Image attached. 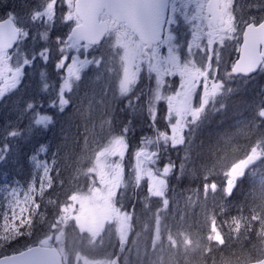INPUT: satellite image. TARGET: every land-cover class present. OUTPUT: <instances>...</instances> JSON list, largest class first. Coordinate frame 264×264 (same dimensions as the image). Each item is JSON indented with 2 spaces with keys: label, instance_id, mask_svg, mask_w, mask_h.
<instances>
[{
  "label": "snow or ice",
  "instance_id": "1",
  "mask_svg": "<svg viewBox=\"0 0 264 264\" xmlns=\"http://www.w3.org/2000/svg\"><path fill=\"white\" fill-rule=\"evenodd\" d=\"M58 20L71 25L68 33L57 35L54 42L58 53L55 68L65 72L58 93L49 102L48 111L42 105L38 107L34 98L20 109L21 115L31 113L29 125L24 129L11 125L15 130H5L4 143L0 144V153L4 155H0V160L11 151L10 137L46 129L54 119L49 112L66 110L72 102L67 93L78 87L84 70L93 65L96 80L103 81L101 108L98 115L90 108L88 116L99 120L104 136L98 141L96 134L86 129L85 135L73 142L79 146L76 164L85 161L90 164L75 169L77 176L86 178L87 191L77 186L66 194V199H48L46 203L53 208L51 216L40 209L46 192L53 188L54 180L60 179L57 159L66 146L58 145L57 152L51 153V164L39 161V154L49 151L48 145L40 143L34 150L30 159L42 169L39 184L29 183L22 198L12 189L0 241L31 236L38 222L44 224L45 231L42 238L33 241L34 246L14 250L15 254L4 256L0 264H132L129 254L133 248L139 264H143L145 256L149 257V264H165L163 253L169 249L172 254L168 264H178L177 252L183 255L185 264H192V258L196 264H209V260L211 264H264V175L257 178L255 171L257 164L264 165V99L256 104L250 118L237 122L235 131L221 134L198 168L192 155L195 133L208 112L223 109L221 98L235 91L227 87L228 82L247 81L257 71H264V15L245 18L236 0H40L23 23L17 22L12 11L6 18H0V98L18 90L34 62L47 64L51 59V46L31 52L21 48V42L26 43L30 37L29 28L43 25L44 31L39 35L48 41ZM180 24L188 25L186 36L178 34L175 26ZM241 37L243 43L239 44ZM230 41L239 44L238 58L230 70L219 75L224 63L221 53ZM14 46L13 64V53L9 50ZM70 51L75 53L71 57ZM145 70L149 81H154L147 93L137 91ZM177 76L179 85L173 90L167 86L166 78ZM40 77L45 80L44 71ZM43 87L47 89L49 85L45 82ZM145 96L147 99L143 100ZM125 99V108L132 113L146 108L150 127L155 130L154 137L141 138L128 179L122 162L129 149L127 133L131 122L118 127L114 115L117 104ZM161 102L166 103V112L160 117L165 122L164 130L158 126ZM241 137L243 144L239 142ZM169 149H182L184 155L178 165L168 159L161 169L158 167L161 153ZM68 155L65 150V159ZM54 170L56 177L51 175ZM177 170L179 176L189 172L203 180L202 199L199 188L185 190L192 193L187 201L201 208L202 227L186 224L176 228L170 222L176 214L168 213L173 204L169 176ZM221 173L222 184L216 180ZM245 176L251 178L250 187L242 200L230 204ZM143 179H147V193L140 197L144 202L141 213L135 207L133 211L125 210L121 202L125 190L131 188L130 195L135 199ZM60 185L63 187V180ZM193 196L197 198L193 200ZM152 198L160 201L154 212L150 205ZM233 206L237 214L219 223L217 208L224 214ZM142 216V232L150 233L147 238L150 244L146 242L141 249L138 241L142 232H136L134 238L131 234ZM186 217L184 213L179 219L185 221ZM69 230L74 236L71 244L78 245L75 248L69 243ZM106 232L117 239L118 250L108 253L103 261L90 260L79 246L95 248L103 243ZM237 245L239 251H233ZM156 252L160 255L152 261L151 254Z\"/></svg>",
  "mask_w": 264,
  "mask_h": 264
},
{
  "label": "rangeland",
  "instance_id": "2",
  "mask_svg": "<svg viewBox=\"0 0 264 264\" xmlns=\"http://www.w3.org/2000/svg\"><path fill=\"white\" fill-rule=\"evenodd\" d=\"M237 1H238V6L240 8V14L243 15L245 18L250 17V16L260 17L261 15H264V7H261L262 5H264V0H236V2ZM8 2H9V6L7 9V12H10V11L14 12V14L17 16V22L23 23L27 19L28 12L31 9H34L40 3V0H8ZM59 12H60V8L58 5V8H57L58 15H59ZM4 17L6 16H1V12H0V18H4ZM70 27L71 25H65L63 22L58 20L55 27L49 33L48 41L42 40L39 35L40 32L44 31L43 25L35 24L29 28L30 37L27 39L26 43L21 42V48L26 49L29 52H31L33 50L39 51L42 47H45V46H51L53 48V53H52L51 59L49 60L47 64H44L43 62L37 60L36 62H34L32 66L28 67L26 78H22V83H21V86H18V90H14L13 94H9L5 97V98H8L6 101H10V103L6 105H4L3 103L0 106L2 108L3 107L6 108V109L0 108V121H1L0 123V144L3 140V137L6 135V131H5L6 129L7 131L15 130L13 127H11V125H17L20 129H24L29 125V116L31 115V113L29 112V113H25L21 115V112H20V109H22L28 101L34 98L38 107L42 105L43 109L45 111H48V104L57 95L58 90H59V85L61 83V77L65 75L64 71H57L55 68V64L58 58V53L55 51V43H54L55 38L59 34L66 35ZM175 27L178 28V34L181 37L186 36L188 34V25L180 24ZM238 46L239 44H237L235 41H230L228 42L227 47L223 49L221 55L223 57L224 63H222L220 66L219 75H223L225 71L230 70L231 64L236 58V55H237L236 48ZM15 51H16L15 47L13 48L12 51H10L11 53H13V61L11 62L13 64L15 63V59H16L14 55ZM73 54L75 53H72L71 51L69 52L70 57ZM70 62H71V59H69L68 63ZM41 71H44L46 74L44 81H42L40 77ZM263 72L264 71H262V73ZM96 76H97V72L95 71L94 65L84 70V73H82L81 81L77 82L78 87H74L70 93H67V95L71 96V101H72L71 104L66 108V110L63 113H59L58 110H52L51 112H49V114L53 115L54 119H53V123L51 124V126H48V129L52 127L53 131L54 129L57 132L59 131L60 133L58 134L62 136L64 139H69V140L72 139V141H75L76 138L80 137L78 136L77 130L78 129L80 130L83 128L85 132L81 135H85L86 129H87L96 134L98 141L100 140L101 137L104 136V133L103 134L97 133V131H100L97 128L100 126L99 120L94 119V118H89L88 116L90 108L97 115H98L99 109L101 108L100 100L102 96L101 87H102L103 81L102 80L97 81ZM259 78L263 79L264 81V73L261 75V77L252 76L247 81L242 80V79H236V80H232L228 82L227 87H231V88L236 87L237 89L236 97H238V95L241 96L242 91L247 95V99L243 100L244 101L243 105L250 107L249 115L246 117L242 115L241 117L239 115H235L233 118L234 121L230 125H228L227 127L228 129L236 127L238 121H243L245 119L250 118L254 114V109H255L256 104H258L261 99H264V82L260 84L253 83L254 81H257V79ZM166 81H167V86L172 88L173 90L175 89V87L179 85V83H175L176 80H173V79L166 80ZM45 82L49 85L47 89L43 87V84ZM150 83H154V81L153 82L149 81L147 71L145 70L143 73L142 79L139 81L137 85V91L139 90V88H141V90H144V92L147 93ZM93 91H95V95H93ZM231 95L232 93L228 94L225 97H222L221 102L222 100H224V98H231ZM125 100H122L120 103L117 104L116 111L114 113L115 120L116 121H127V122L130 121L131 122L130 127L133 126L134 128H138L140 121L143 118L140 117L141 114L138 115L139 111L136 113L131 112L132 114L131 117L125 116L124 115L125 111L120 110V109H125V106H124ZM236 101L240 102L242 101V99L236 98ZM141 103L143 102L141 101ZM162 107L164 111L166 112V103H164ZM217 108H219V102L217 103ZM217 111H209L207 115L216 113ZM140 113H143V112H140ZM132 120H136V121H132ZM68 121L72 122V126H70L66 130L65 125L67 124ZM91 122H92V126H91ZM160 123L163 124V122H160ZM45 131H47V128L46 129L41 128L39 131H34L30 133H22L20 137H16V138L10 137L8 142H10L11 144H16L15 140H22L23 138L28 137V136L36 137L37 139H42L45 135ZM227 131L229 132V130ZM225 132L226 131H223L222 133H225ZM218 137L220 138V135H218ZM239 142L241 143L240 140ZM148 148L152 151H155L154 149H151L149 145H148ZM136 150L137 148L131 149L130 152L127 151L126 155L123 158L122 163L125 169L124 176L126 179L129 178V173L132 171V168L135 165V159H134L133 154ZM43 154H46V153H43ZM85 162L88 163L87 161ZM210 162L211 161L209 160V163ZM194 163L196 164L197 161H194ZM192 166L193 164L190 163L188 165V168L191 169ZM158 167L162 169L163 166L158 165ZM222 176L223 175L221 173V175L218 177H222ZM257 178H259V176H257ZM81 188L83 189V191H86L84 187H81ZM73 189H76V188H73ZM136 191L138 193L140 192V195L134 199L130 195V193L132 192V189L129 188L125 190L124 196L122 197V200H121V202L125 205V207H127L128 205L133 207L135 205V208H137L139 204L142 207L144 206V202L142 201L140 197L144 196L147 193V179H143L141 181V185L139 186V188L136 189ZM23 192L21 193L17 192L21 196V198H22ZM48 199H51V198L48 196L44 198L45 204H47L46 201ZM172 199H173V204L170 205L168 209V213L171 216V213L174 211L176 214V218L174 221H170V222L174 224V227L179 228L178 225H183L182 221L179 219L181 216L180 213L182 212L181 203L183 202V204H185V207L188 210V213H191L192 209L191 208L188 209V202H184L186 198L182 197V201H181L177 199V197L174 196ZM152 200L153 199H151L150 201V205H151ZM41 210L42 212H46L48 216H51L53 212V208L51 205H48V207L44 206L41 208ZM220 215L224 216L225 214H220L218 211V216ZM44 231H45V228H44ZM43 232H41V235L36 237V240L38 238H42ZM136 232H142V229L140 231L134 230V232L131 234L133 238L135 237ZM68 235H69V243L71 247L72 248L77 247L78 245H76L75 243L71 244L74 239V236L71 230H69ZM138 242H139V246L142 249L145 244L141 240H139ZM31 245H33V242L29 244L28 246H31ZM129 245L131 246V241H129ZM79 247H81V250L84 251V253L88 256L90 260L103 261L107 259L108 253H111L113 250H118L119 245H118L117 239L112 234L106 232L104 233V236H103V243L102 244L98 243L95 246V248H89L86 245H80ZM171 254L172 253L170 249L164 251L163 256H164L165 264H168V259ZM129 255L132 260V264H139V261H137V258H136L135 248H133L132 252ZM159 255H160L159 252L152 253L151 260L156 261ZM175 255L178 258V264H185L184 257L181 253L177 252L175 253ZM143 264H149V257L147 256L144 257Z\"/></svg>",
  "mask_w": 264,
  "mask_h": 264
},
{
  "label": "trees",
  "instance_id": "3",
  "mask_svg": "<svg viewBox=\"0 0 264 264\" xmlns=\"http://www.w3.org/2000/svg\"><path fill=\"white\" fill-rule=\"evenodd\" d=\"M9 6L8 0H0V12L1 16H6L7 9ZM264 73V72H263ZM262 71H258L255 75L256 77H261L263 74ZM258 74V75H257ZM263 79L259 78L257 81H254V84H260L263 83ZM235 89L234 92H232L231 98H224L222 102L225 104V107L223 109H219L216 113H212L210 115H207V119L201 124V126L197 129L195 136H194V151L192 153L194 157V161H197L196 166L198 168L199 164L202 163L207 157V150L216 144L217 140L219 139L218 135L221 136L223 134V131L229 132L235 131L236 127L228 129V125H230L234 121V116L239 115L241 117L248 116L250 112V107L244 106V101L247 99V95L242 91L241 96L236 94V87H233ZM141 90V88H140ZM237 99H242V101L237 102ZM8 98H1L0 99V106L4 103V105L10 103V101H6ZM147 97H143V100H146ZM127 100H125L126 103ZM143 102V101H142ZM255 102V101H254ZM124 103V106H125ZM127 104V103H126ZM1 109H6L2 108ZM160 116L158 117V126L161 130L165 129V123L164 120L161 119L165 113L163 108H160ZM124 115L127 117H131V110L126 109L124 110ZM141 114L140 117L143 119L140 121V124L138 128H134L133 126L130 127L129 132L127 133V138L129 141V149L130 152L131 149H136L139 144L142 137H154L155 136V130L150 127V121L148 119V114L145 110L143 113L138 112V115ZM139 117V118H140ZM61 119V117H60ZM59 121V120H58ZM136 121V120H132ZM130 122V121H128ZM160 122H163L160 123ZM124 123H127V121H116V125L118 127L123 126ZM51 126V125H49ZM70 126H72V122L68 121L65 125V129L67 130ZM92 126V122H91ZM100 131H97L99 134H103L104 132H101L100 126L97 127ZM72 131V130H70ZM84 128L78 129L77 133L78 136L83 137ZM55 129L53 131L52 127L47 128V131H45V135L42 139H37L36 137H25L22 140H15L16 144H11V151L6 154V158L3 160H0V229H2L4 220L3 215L6 211H8L9 208V194L11 193L12 189L15 188L17 192L21 193L25 191L27 185L29 183H32L35 181V183L39 184V174L42 173V169L36 167V163L30 159L34 155V150L39 146L40 143H44L49 146V151L46 154L40 153L39 154V161L43 162L44 160H47L50 164L53 159L51 153L57 152V146L64 144L66 146L65 148H62L58 155V166L61 168V171L59 173L60 179L54 180V186L52 189L48 190L45 194V197L48 196L51 199H56L59 197L61 200L66 199V194H70L71 191H74L77 186L84 187L87 191V180L83 176H77L75 169L76 167H88L90 166L88 163L83 162L80 165L76 164L77 156L79 155V146L75 145L71 140L64 139L62 136H60ZM77 136V137H78ZM75 138V137H74ZM98 140V139H97ZM100 141V140H99ZM241 144L244 143L243 138L240 139ZM4 141L2 140L1 144H3ZM151 149H154L152 145H149ZM65 150L68 151L69 155L67 159H65ZM197 152H201L200 156H197ZM0 155H4L3 153H0ZM184 155V152L182 149L176 150V149H169L167 152L161 153L160 159L161 163L160 166H163V163H166L168 159H171L172 161L176 162L178 165L180 162V158ZM210 160V159H209ZM259 169V170H258ZM256 176L264 175V165L257 164V167L255 169ZM53 177H56L57 173L55 170L51 173ZM60 180L64 181L63 187L60 185ZM216 180L219 181L221 184L223 183V176L222 177H216ZM211 182V181H209ZM251 184V178L250 176H245L243 180L241 181L239 187L236 189V192L231 198L230 204L233 202H239L243 199V194L248 190ZM200 189V198H203V180L199 179L197 177H194L191 175V173L186 172L183 176H179L178 170L170 174L169 176V196L170 197H177V199L182 201V197L186 198L184 202L187 201L188 196H192V193L189 191H185L186 189ZM140 195V192H139ZM197 197L193 196V200H195ZM151 202V209L154 212L156 207L160 205V201L158 198H152ZM182 205V212L180 214H188L186 217V220L182 223L183 225H178L179 228H183L186 226V224H193L194 227H202L203 226V217L200 215L201 208L196 204H190L188 202V209H192L191 213H188V210L185 207V204L183 202ZM209 205L211 206V200H209ZM48 207V204H45L42 202V207ZM41 207V208H42ZM133 207L127 206L125 207V210L127 211H133ZM143 209L142 206H139L135 208V211L139 214L141 213V210ZM219 208H217V213ZM41 210V209H40ZM42 211V210H41ZM225 215L218 216V222L222 223L223 221H226L230 216L236 215L237 211L236 208L233 206L230 209L224 213ZM10 215V212H9ZM222 216V218H221ZM142 219L144 220L143 216ZM141 219V223L138 225H135V230L140 231L144 227V223ZM222 219V220H221ZM18 223V221H17ZM44 224L42 222H38L36 224V227L33 229V234L31 236L24 235L19 237L18 239L8 242V241H0V256L5 254H10L14 252L16 249H23L29 244H31L33 241L36 240V237L41 235V232L44 231ZM27 232V229L25 230ZM150 233L148 232H142L139 240H141L144 244L147 242L150 244V240H148V236ZM233 251L238 252L239 251V245H237ZM225 255L228 253L225 252ZM217 259H219V256H217ZM144 261V260H143ZM192 264H196L195 258H192ZM209 264H211V260H209Z\"/></svg>",
  "mask_w": 264,
  "mask_h": 264
},
{
  "label": "flooded vegetation",
  "instance_id": "4",
  "mask_svg": "<svg viewBox=\"0 0 264 264\" xmlns=\"http://www.w3.org/2000/svg\"><path fill=\"white\" fill-rule=\"evenodd\" d=\"M236 3L238 4V1H237ZM251 3H252V2H251ZM251 3H250V4H251ZM177 26H178V25H177ZM239 41H240V38H239ZM163 51H164L165 54H166V48L163 49ZM171 79L176 80L175 83H179V78H178V76H177V77H167V78H166V80H171ZM161 104H164V102H161L159 105H161Z\"/></svg>",
  "mask_w": 264,
  "mask_h": 264
},
{
  "label": "water",
  "instance_id": "5",
  "mask_svg": "<svg viewBox=\"0 0 264 264\" xmlns=\"http://www.w3.org/2000/svg\"><path fill=\"white\" fill-rule=\"evenodd\" d=\"M6 18V17H5ZM243 43V41H242V39H241V43L240 44H242ZM237 58H238V55H237ZM236 58V59H237ZM32 246H34V245H32ZM24 250V249H23ZM13 254H15V253H11V254H8V255H13ZM4 256H7V255H3V256H0V259H2Z\"/></svg>",
  "mask_w": 264,
  "mask_h": 264
},
{
  "label": "bare ground",
  "instance_id": "6",
  "mask_svg": "<svg viewBox=\"0 0 264 264\" xmlns=\"http://www.w3.org/2000/svg\"><path fill=\"white\" fill-rule=\"evenodd\" d=\"M0 123H1V121H0Z\"/></svg>",
  "mask_w": 264,
  "mask_h": 264
}]
</instances>
